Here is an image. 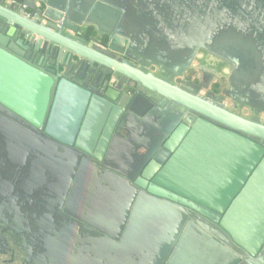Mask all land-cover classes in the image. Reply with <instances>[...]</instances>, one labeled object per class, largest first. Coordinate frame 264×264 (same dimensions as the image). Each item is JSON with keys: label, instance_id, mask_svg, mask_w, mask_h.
<instances>
[{"label": "water", "instance_id": "95a60500", "mask_svg": "<svg viewBox=\"0 0 264 264\" xmlns=\"http://www.w3.org/2000/svg\"><path fill=\"white\" fill-rule=\"evenodd\" d=\"M201 53L264 115V0H0V264H264V123L171 84Z\"/></svg>", "mask_w": 264, "mask_h": 264}, {"label": "flooded vegetation", "instance_id": "af4514ba", "mask_svg": "<svg viewBox=\"0 0 264 264\" xmlns=\"http://www.w3.org/2000/svg\"><path fill=\"white\" fill-rule=\"evenodd\" d=\"M34 8H35L34 10L26 8L27 15L33 14L35 18H38L40 16L39 11H44L45 9L44 5L40 3H34ZM81 38L87 39L90 43H95L98 46H101L107 42L106 37L98 36L95 32H93L92 29H87V28H81ZM148 71L154 73V75L157 77L159 76L158 73H156V71L153 69H150ZM228 74H229V67L227 65L201 53L199 54L193 67L189 69L188 72H186L182 77H176L175 79H173L171 81V84L177 86H181L184 84L187 88L197 91V93L202 96L207 97V95H209L212 97V99L221 98L222 100L221 104L225 107V109H227L228 111L234 114L239 115L240 117H243L241 116V112L243 110H248V109L246 108L236 109L234 103L231 102L226 96V90L228 88V80H227ZM224 75H226L227 85L225 88L218 89L215 83L216 84L220 83ZM226 101H228L231 104L232 106L231 109L228 108L227 105L225 104ZM260 116L261 115L254 117L253 115H251L250 118H245V119L248 120L254 119L263 122L260 119ZM197 119H199V117H197ZM4 246H5L4 243H2V247ZM2 250L6 251L3 248ZM6 253L7 254L5 260L9 261L10 262L9 264H22L20 260V255L16 250H14L13 252L11 251V254L7 251Z\"/></svg>", "mask_w": 264, "mask_h": 264}, {"label": "rangeland", "instance_id": "374dc122", "mask_svg": "<svg viewBox=\"0 0 264 264\" xmlns=\"http://www.w3.org/2000/svg\"><path fill=\"white\" fill-rule=\"evenodd\" d=\"M215 85L218 87V89H221V88H225L226 87V85H227V82H226V75H224L223 76V78H222V80L220 81V83H215ZM220 86V87H219ZM226 105H227V107L228 108H232V106H231V104L228 102V101H226V103H225ZM241 116H243L244 118H250L251 117V115H250V113L248 112V110H243L242 112H241ZM260 119L264 122V115H261L260 116ZM149 203H151L150 205H152V206H154V207H159V206H155V204L154 203H152V202H149ZM147 206L149 207V205L147 204ZM158 241L155 239V240H152V241H149L148 242V246H149V248H151V249H153V248H156V246H157V244H155V243H157ZM153 244V245H152ZM148 248V249H149Z\"/></svg>", "mask_w": 264, "mask_h": 264}]
</instances>
